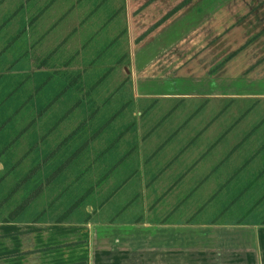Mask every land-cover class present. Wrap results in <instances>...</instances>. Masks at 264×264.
<instances>
[{"label": "crops", "instance_id": "1", "mask_svg": "<svg viewBox=\"0 0 264 264\" xmlns=\"http://www.w3.org/2000/svg\"><path fill=\"white\" fill-rule=\"evenodd\" d=\"M34 1L0 0V264H264V166L214 178L264 141L185 109L264 100V0Z\"/></svg>", "mask_w": 264, "mask_h": 264}, {"label": "rangeland", "instance_id": "2", "mask_svg": "<svg viewBox=\"0 0 264 264\" xmlns=\"http://www.w3.org/2000/svg\"><path fill=\"white\" fill-rule=\"evenodd\" d=\"M34 2H37V0H35ZM198 101L202 102L199 104V106H188L185 103V109L189 113L195 109L194 113L196 112L197 116L202 119L212 118V115L214 113L215 114L218 113V117L220 118L218 124H213V128L215 129H212L211 131L208 129L204 130L203 141H206L209 138L211 139V135L215 133V130H217V133L221 132V130L225 127L222 126V123H220L221 120L232 121L233 123H231V125L236 124L235 129L232 132H228L222 139L226 142H229L231 140L238 141V139H236L235 137H237L238 135L240 137H242L244 134L246 135L248 127H250L251 135L247 136L246 138L240 139L239 144L236 146V152L231 156L230 162L242 158L245 153L249 152L251 149L253 151L257 144L264 141V100H259L257 102L236 101L232 103H230L229 101L225 104L223 103V101L220 100L219 102L214 103V105H218V106H210L209 103L208 104L203 103L205 101L202 100H198ZM190 125H192V123H190ZM244 140L247 142V144L243 147L241 146V143ZM225 147L226 145L218 144L216 151L214 148L213 151L221 152L224 151ZM140 155L141 154L138 155L139 159H140ZM144 157L145 159L143 161L144 162L143 166H131V168L136 169L138 171V178H140L143 175H147L146 179L148 180V179H152L150 177H152L153 175V177H156L158 180L163 181L166 178H169L171 175H173V174H168V172L166 171V166H150L147 151L146 152L144 151ZM136 158L137 157H135V159ZM131 160H132V156L124 158L123 166H125L126 163L129 164ZM216 166H220V167L217 168L214 178L219 177L221 181L224 179L232 180L230 181L227 190L233 191L234 189L238 188L235 178H238L240 181H248L250 180V177L252 175L257 173L258 169L261 166H264V150L259 156L254 157L253 162L249 166L239 170L238 172H235V168L238 166H231L222 161L219 162ZM129 167L130 166H128V168ZM206 167H210V164H208L206 158H203L202 166H198V169H194V171H192L188 175V178L189 177L192 178L198 173L204 171ZM99 169L100 168L97 166V169L94 171L95 174L99 173ZM237 174H239L238 177H236ZM138 178L135 179V181H140V179ZM260 178L262 179V181H264V176H260ZM73 187H76V185L72 186L70 189L72 190ZM153 189L154 187L151 188V190ZM193 202L194 200L187 202L186 204L187 211L190 207H193L194 205ZM208 210H211V207L208 208ZM234 211L235 210H233L232 212Z\"/></svg>", "mask_w": 264, "mask_h": 264}]
</instances>
